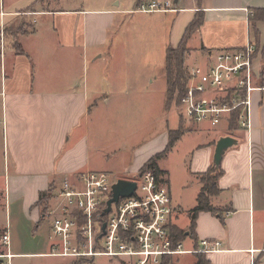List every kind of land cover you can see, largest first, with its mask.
I'll return each mask as SVG.
<instances>
[{
    "label": "crops",
    "instance_id": "crops-1",
    "mask_svg": "<svg viewBox=\"0 0 264 264\" xmlns=\"http://www.w3.org/2000/svg\"><path fill=\"white\" fill-rule=\"evenodd\" d=\"M74 1L0 0V234L11 231L13 261L53 257L47 252L52 247L51 233L44 235V224L64 182L77 184L82 173L109 171V155L116 151L100 147L93 151L91 145L88 59L92 51L112 40L122 20L141 14L133 12L151 0ZM170 1L175 11L142 15L170 16L169 47L176 48L201 13V26L186 41L189 56L199 62L248 42L257 44L250 20L255 10L264 9V0ZM256 28L263 45L264 21ZM261 53L255 58L260 73ZM103 100L110 103L108 95ZM251 104L249 131L230 129L228 119L217 127L180 122L179 127L188 129L183 135L205 138L192 150L194 185L187 186L192 199L187 208L182 196H173L168 171L162 167L176 145L159 162L165 172L161 178L173 198L171 226L186 231L185 250H199L201 240L221 242L216 253L181 254L175 257L176 264H198L201 258L207 264H264V90L253 93ZM229 136L238 144L221 163L220 193L211 200L219 214L202 212L192 236L191 223L183 227L177 220L180 213L197 206L202 188L199 176L214 166L217 141ZM161 137L158 145L135 151L132 163L124 167L128 176L136 177L167 148L169 133ZM53 258L66 260L58 264L86 260Z\"/></svg>",
    "mask_w": 264,
    "mask_h": 264
},
{
    "label": "built area",
    "instance_id": "built-area-1",
    "mask_svg": "<svg viewBox=\"0 0 264 264\" xmlns=\"http://www.w3.org/2000/svg\"><path fill=\"white\" fill-rule=\"evenodd\" d=\"M175 11L170 0L142 3L133 13ZM257 44L227 49L203 64L189 69L186 93L180 104L181 119L191 125L219 126L234 112L242 130L252 127V95L264 90L256 70ZM138 183L132 197L121 199L104 212L118 180L109 172H85L77 184L64 182L56 202L47 212L51 219L49 256L78 261L96 257L127 259L132 264H176L181 254H212L221 242L201 240L199 250L186 251L184 242H174V215L169 186L155 173L130 179ZM105 226V228H104ZM104 228V229H103ZM11 231L0 234V264H14Z\"/></svg>",
    "mask_w": 264,
    "mask_h": 264
},
{
    "label": "rangeland",
    "instance_id": "rangeland-1",
    "mask_svg": "<svg viewBox=\"0 0 264 264\" xmlns=\"http://www.w3.org/2000/svg\"><path fill=\"white\" fill-rule=\"evenodd\" d=\"M77 2L78 0L74 1L75 4ZM171 23L170 16L158 15L151 18L142 13L130 16L115 28L110 42L100 50L92 51L89 56L86 76L89 80L88 93L92 108L89 119L91 145L93 151L99 147L116 151L109 155L108 161L109 171L115 180L124 177L134 179L135 176L125 173L124 167L132 163L135 151L146 145H158L162 141V135L166 134L168 137L169 131L180 129V122H184L176 101L179 92H175L167 103L165 60L166 50L172 39ZM262 50L264 44L260 47V51ZM262 55L264 71V53ZM172 57L177 58L174 55ZM185 60L186 72L196 64H203V61L199 62L194 56H189V52ZM258 85L261 86L260 82ZM105 95H108L110 103L103 100ZM182 124V131H188ZM204 140L203 136L183 135L171 150L169 158L162 162V167L168 171L173 196H182L185 208L192 200L187 186L194 185L191 175L192 150ZM190 223L191 210L189 213H180L177 224L186 227ZM44 225V235L52 233L51 219ZM14 261V264H58L66 260L36 257ZM125 262L127 259L97 257L79 264H126Z\"/></svg>",
    "mask_w": 264,
    "mask_h": 264
},
{
    "label": "trees",
    "instance_id": "trees-1",
    "mask_svg": "<svg viewBox=\"0 0 264 264\" xmlns=\"http://www.w3.org/2000/svg\"><path fill=\"white\" fill-rule=\"evenodd\" d=\"M43 2L45 0H42ZM203 15L201 13H197L195 20L187 27V31L181 43L178 45V48L170 46L166 51V76H167V103L173 98L175 92H179V96L177 101V106L180 104L183 95L186 93L187 84L189 81L188 72L184 71L185 66V56L189 52L187 48L186 41L193 33L196 32V29L199 28L203 22ZM252 28H254V37L256 38L257 43V53L260 51L261 43L259 42V30L256 28L258 22L264 21V9L255 10V16L251 18ZM18 47H20L18 45ZM262 54L264 50L260 51ZM177 56V58L173 59L172 56ZM175 69V70H174ZM174 71H176V75L174 76ZM262 75L259 79L260 85L264 87V71L262 70ZM239 112H234L230 115V129L232 130H240V124L238 119ZM184 131H182V127L177 131L169 132V144L167 148L157 155H155L152 159H150L143 168L139 171V175L145 174L147 172H153L156 174L158 178L162 177L165 172L159 167V162L163 159L167 158L170 150L176 145L178 141H180L183 137ZM223 174L222 168L216 169L214 165L211 167L206 173L200 174L199 179L202 182V188L200 190V194L198 195L197 206L191 210V229L190 234L192 236L195 235L196 230V221L198 216L202 212H209L213 214H219L217 210H215L212 206L211 200L216 195L220 193V188L218 184V179ZM172 236L174 238V242H183L186 239V231H183L177 227L171 226ZM198 264H207L204 258H201Z\"/></svg>",
    "mask_w": 264,
    "mask_h": 264
},
{
    "label": "water",
    "instance_id": "water-1",
    "mask_svg": "<svg viewBox=\"0 0 264 264\" xmlns=\"http://www.w3.org/2000/svg\"><path fill=\"white\" fill-rule=\"evenodd\" d=\"M237 144L238 141L232 136L222 137L217 141L213 159V165L216 166V169L221 168V163L224 159V156L227 154L230 148L236 146ZM137 188L138 183H136L135 181L129 179L118 180L113 186V194L108 203V208L105 210L104 214H110L111 206L114 203H118L121 199L132 197L135 194Z\"/></svg>",
    "mask_w": 264,
    "mask_h": 264
}]
</instances>
